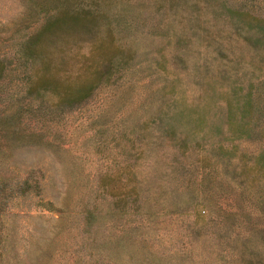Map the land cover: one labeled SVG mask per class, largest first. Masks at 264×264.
<instances>
[{"label": "rangeland", "instance_id": "374dc122", "mask_svg": "<svg viewBox=\"0 0 264 264\" xmlns=\"http://www.w3.org/2000/svg\"><path fill=\"white\" fill-rule=\"evenodd\" d=\"M0 264H264V0H0Z\"/></svg>", "mask_w": 264, "mask_h": 264}, {"label": "trees", "instance_id": "16d2710c", "mask_svg": "<svg viewBox=\"0 0 264 264\" xmlns=\"http://www.w3.org/2000/svg\"><path fill=\"white\" fill-rule=\"evenodd\" d=\"M72 15L73 14L64 15V16L58 17L57 19H54V18L48 19V21L43 25L42 29L38 32L37 36L45 35V37H46L50 33L54 32L56 30H59V29H61L63 31V30H71V29L76 30V28H78V30H79L80 27L77 25V19L80 20L81 22L84 21L85 24H89L90 27H93L94 23H93L92 19H90L88 17H85V18L78 17L76 14H74L75 16L72 17ZM64 20H66L67 25H66V22H64ZM71 20H74V21H71ZM81 22H80V26H83V24ZM70 23H72V24H70ZM87 30L88 29H86L84 31H87ZM31 39H32V37H31ZM96 80H97L96 76L87 79L85 81L86 82V84H85L86 89H89L94 84V82ZM44 83H49V79L48 78L43 79L42 84H44Z\"/></svg>", "mask_w": 264, "mask_h": 264}]
</instances>
